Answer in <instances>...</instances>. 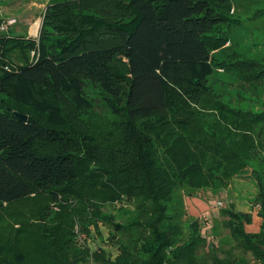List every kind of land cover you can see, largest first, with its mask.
Instances as JSON below:
<instances>
[{"label": "trees", "instance_id": "16d2710c", "mask_svg": "<svg viewBox=\"0 0 264 264\" xmlns=\"http://www.w3.org/2000/svg\"><path fill=\"white\" fill-rule=\"evenodd\" d=\"M231 7V0H49L37 38L0 35V218L11 205L44 194L65 204L78 198L91 202L127 196L136 201L137 216L127 223L111 221L117 254L110 257L97 250L96 261L251 264L245 256L251 252L254 264H264V183L261 229L247 231L253 214L230 209L226 217L235 244L214 246L198 222L187 233L168 209L175 180L217 186L227 166V147L212 140L193 142L189 136L186 148L193 150V163L181 166L175 161L163 167L155 159L150 136L137 127L139 120L144 130L157 123L170 127L175 137L168 151L173 154L191 117L169 121V114L203 105L215 66L222 71L237 67L264 80L263 62L216 56L232 43L221 29L234 20L227 15ZM16 48L33 51V59L16 63L9 58ZM89 90L125 117L131 126L129 146L97 142L89 119L95 108ZM16 111L27 114V121ZM261 122L264 126V110L247 127ZM47 214L53 210L47 208ZM20 222L0 247V264H10L6 252L16 259L23 255L33 240L42 242L47 264H72L73 238L44 224ZM204 247L207 255H201ZM19 262L24 263L15 264Z\"/></svg>", "mask_w": 264, "mask_h": 264}, {"label": "rangeland", "instance_id": "374dc122", "mask_svg": "<svg viewBox=\"0 0 264 264\" xmlns=\"http://www.w3.org/2000/svg\"><path fill=\"white\" fill-rule=\"evenodd\" d=\"M47 1L0 0V25L10 17L17 18V22L8 29H0V35L37 38ZM231 1L232 7L227 15L234 20L221 29L228 32L232 43L217 50L216 56L233 61L240 55L243 59L264 63V0ZM37 21L39 25L34 33L33 26ZM33 56L34 52L29 49L16 48L9 52V58L16 63H24L28 57L32 60ZM214 70L210 76V91L205 94L201 107L189 111L179 108L177 113L180 116L176 112L174 116L169 114V121L175 117H191L188 131L184 132L185 136L181 134L185 139L173 154L168 151L175 137L170 127L157 123L152 130H144L142 120L138 121L137 127L140 134L150 136L155 159L163 167H168L170 162L174 165L175 161L181 166L193 163V150L190 145L191 151L186 148L189 136L193 142L212 140L227 147V166L221 171L217 186H192L175 180L168 213L178 215L185 232L189 233L192 230L190 224L196 221L207 242L229 248L235 240L228 226L226 211L251 212L253 222L245 225L249 232H258L263 221L259 211L264 183V126L261 122L247 127V122L264 110V80L237 67L222 71L215 66ZM89 95L95 104L89 119L97 142L111 148L129 146L127 135L131 126L125 117L110 111L96 90H89ZM245 113L248 114L246 118L240 120ZM252 134L259 138L258 143ZM170 173H174L173 169ZM78 199L65 204V200L58 202L49 194H44L11 205L0 218V247L9 235H14L22 226L20 221L25 220L44 224L48 229L59 231L63 237L73 238L72 264H107L96 261L93 253L102 250L110 257L117 254L116 242L111 239V221L127 223L135 219L136 201L127 196L91 202ZM47 208L53 210L52 215L47 214ZM43 216L47 217L46 220ZM38 242L33 240L28 243L25 253L18 255L17 259L13 253L6 252L5 256L10 264H15L17 260L24 261L19 262L21 264H47V256L40 247L42 242ZM207 251V247L202 248L201 255H207ZM236 252L242 251L237 249ZM245 256L254 264L251 252L245 253Z\"/></svg>", "mask_w": 264, "mask_h": 264}, {"label": "built area", "instance_id": "2783aa9c", "mask_svg": "<svg viewBox=\"0 0 264 264\" xmlns=\"http://www.w3.org/2000/svg\"><path fill=\"white\" fill-rule=\"evenodd\" d=\"M17 22V18L16 17H10L8 18L6 21H4L1 25H0V29L2 30H6L8 29L9 26H12L13 24H15Z\"/></svg>", "mask_w": 264, "mask_h": 264}, {"label": "water", "instance_id": "95a60500", "mask_svg": "<svg viewBox=\"0 0 264 264\" xmlns=\"http://www.w3.org/2000/svg\"><path fill=\"white\" fill-rule=\"evenodd\" d=\"M15 114L23 121H27L28 115L20 111H16Z\"/></svg>", "mask_w": 264, "mask_h": 264}, {"label": "bare ground", "instance_id": "6f19581e", "mask_svg": "<svg viewBox=\"0 0 264 264\" xmlns=\"http://www.w3.org/2000/svg\"><path fill=\"white\" fill-rule=\"evenodd\" d=\"M38 25H39V21L35 22V24H34V26H33V32H34V33L37 32Z\"/></svg>", "mask_w": 264, "mask_h": 264}, {"label": "crops", "instance_id": "0c3cea01", "mask_svg": "<svg viewBox=\"0 0 264 264\" xmlns=\"http://www.w3.org/2000/svg\"><path fill=\"white\" fill-rule=\"evenodd\" d=\"M48 2V1H47Z\"/></svg>", "mask_w": 264, "mask_h": 264}]
</instances>
